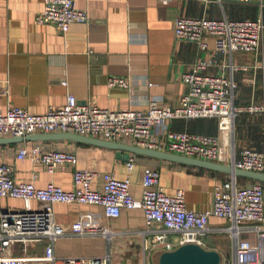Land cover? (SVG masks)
Wrapping results in <instances>:
<instances>
[{"label": "crops", "instance_id": "crops-1", "mask_svg": "<svg viewBox=\"0 0 264 264\" xmlns=\"http://www.w3.org/2000/svg\"><path fill=\"white\" fill-rule=\"evenodd\" d=\"M76 6L88 13V22H73L66 32L50 23H39L38 13L44 0H0V107L6 111L15 105L33 113H44L50 106L65 105L69 94L78 103H96L110 109H144L151 97H161L165 104L176 106L186 84L182 75L200 57H214L220 63L234 61L247 68L235 71L237 88L234 103L246 107L264 105V41L259 52L235 50L214 51L211 46L202 50L196 42L178 40L174 32L176 16L221 19H264V7L256 1L241 0H77ZM213 44V43H212ZM219 66L206 72L216 73ZM111 75L126 77L127 87L110 86ZM8 86L9 92H3ZM174 130L220 134L218 117L176 119ZM53 132L29 134L20 141L0 142L2 160L13 165L17 181L34 182L39 187L49 182L65 189L73 186L76 168H91L100 175L93 180L95 188L102 187V175L113 172L119 178L131 176L130 190L136 198L143 195L142 178L147 166L160 171V185L169 194L185 190L189 209L208 211L213 207L215 185L229 179L225 171L186 164L170 159L134 153L136 164L128 171L126 160L117 150L71 138L51 139ZM40 136V137H39ZM11 136H2L8 138ZM231 142L240 157L245 148L264 151V113L243 111L234 118ZM43 150L57 149L75 152L76 164L58 165L54 171L33 158L19 159L18 150L26 146ZM241 185L257 179L237 176ZM264 182V181H263ZM41 203L32 201V207ZM24 200L1 197V210H23ZM57 264L67 257L112 255V264H143L144 237L153 240L154 232L147 231L144 211L124 208L118 217H108L99 204L53 203ZM229 224V219L210 215L213 230L206 236L207 247L220 251L223 259L234 257V241L230 233L217 229ZM152 227V226H151ZM156 231L159 225H153ZM112 235H105L106 230ZM217 229V230H216ZM141 231H145L142 233ZM212 237L213 245L208 238ZM243 238L254 240L256 233L245 231ZM168 240L177 243L170 233ZM147 252L150 262L158 261L164 250L158 242ZM30 250L42 254L44 243L33 244Z\"/></svg>", "mask_w": 264, "mask_h": 264}, {"label": "built area", "instance_id": "built-area-1", "mask_svg": "<svg viewBox=\"0 0 264 264\" xmlns=\"http://www.w3.org/2000/svg\"><path fill=\"white\" fill-rule=\"evenodd\" d=\"M223 1V0H219ZM256 1L264 7V0ZM77 0H44L43 10L37 14L39 23L56 25L60 31L69 30L73 22H88V13L76 6ZM175 37L178 40L196 42L202 50L211 46L214 51L235 50L259 52L263 48L264 19H212L206 16H176ZM213 43V44H212ZM211 66H219L216 73H208ZM247 68L230 60L220 63L214 57H200L182 75L186 91L178 105L165 104L161 97H151L144 109H110L96 103H78L74 94H69L61 107L50 106L44 113H33L20 106L0 107V137L25 136L37 132H70L125 142L141 147L160 149L185 156L229 164L234 167L264 172V151L245 148L241 156L236 151L230 136L235 116L243 111L263 112L264 105L251 104L246 107L234 103L237 81L235 71ZM110 86H129L126 77L111 75ZM3 92L8 93L5 86ZM218 117L220 134L174 130L171 122L176 119ZM33 158L45 164L49 171L58 165L78 162L75 152L57 149L43 150L40 146L21 147L19 159ZM136 164L131 153L126 166L131 172ZM14 167L2 160L0 148V198L15 197L24 200L23 210L0 209V264H57L55 242L59 237L55 229L53 203L99 204L108 217H118L124 208H140L149 225L147 231L154 232L153 240L144 237L143 264L150 262L148 250L163 243L164 250L196 242L206 245V236L213 230L209 226L210 215L229 219V224L217 229L230 233L234 241V257L222 260V264H264V182L257 180L250 185H241L237 176L215 185L211 210L195 211L185 202V190L180 188L169 194L160 185V171L147 166L144 169L143 195L136 198L131 190L132 179L128 174L119 178L113 172L102 175V187L95 188L93 180L100 172L91 168H76L73 186L65 189L49 182L44 187L34 182L17 181ZM41 203L32 207V201ZM161 226L156 231L153 225ZM152 226V227H151ZM216 229V230H217ZM245 231L256 233L254 240L243 238ZM145 233V231H141ZM173 233L177 243L167 239ZM105 235L111 237L112 231ZM44 243L42 254L33 253V244ZM61 264H112V255L94 257H67Z\"/></svg>", "mask_w": 264, "mask_h": 264}, {"label": "water", "instance_id": "water-1", "mask_svg": "<svg viewBox=\"0 0 264 264\" xmlns=\"http://www.w3.org/2000/svg\"><path fill=\"white\" fill-rule=\"evenodd\" d=\"M26 136L27 135L0 138V142L4 141V139H9L10 141H20L26 138ZM46 137H49L51 139L71 138L90 144L116 149L118 152V157H122L123 159H128L131 153H139L170 159L186 164L209 167L231 173L235 176H247L260 181H264V172L238 168L229 164L194 158L160 149L141 147L125 142L110 141L102 138L70 132H53L49 133V135ZM208 242L209 244L213 245L214 242L212 240V237L208 238ZM222 260L223 257L220 251H218L217 249L207 247L196 242H188L181 244L174 249L162 250L159 254L157 264H222Z\"/></svg>", "mask_w": 264, "mask_h": 264}]
</instances>
